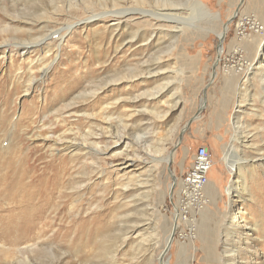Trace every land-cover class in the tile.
I'll return each instance as SVG.
<instances>
[{"label":"rangeland","instance_id":"rangeland-1","mask_svg":"<svg viewBox=\"0 0 264 264\" xmlns=\"http://www.w3.org/2000/svg\"><path fill=\"white\" fill-rule=\"evenodd\" d=\"M175 1L183 22L127 12L115 30L113 0H0V264H160L201 146L208 201L169 264H264V34L234 40L241 12L264 26V0L144 6ZM241 59L263 63L234 77Z\"/></svg>","mask_w":264,"mask_h":264},{"label":"bare ground","instance_id":"bare-ground-1","mask_svg":"<svg viewBox=\"0 0 264 264\" xmlns=\"http://www.w3.org/2000/svg\"><path fill=\"white\" fill-rule=\"evenodd\" d=\"M114 1V6H115V4H116V2H117V0H113ZM176 2V1H175ZM113 3V2H112ZM166 3V2H165ZM194 4L197 6V8L199 7V8H202V6H201V4L200 3H198L196 0H194ZM145 5V0H140L139 1V4H137V5H135V6H131V7H129V6H121V7H118V6H115V9H105L104 11H102V13H101V15H104V16H102V18H104V19H108L109 17H111V15L109 14L110 12H112V13H115V20H116V22H117V24L116 25H114L113 26V28L116 30V29H118L119 27H121V25L123 24L122 23V20H123V17L125 16V13H127V12H129L131 15L129 16V17H131V18H139V17H143V16H145L146 14H150V15H154L156 18H163V19H167V20H176V21H182L183 22V20H185L186 18L185 17H182L180 14H177V12H176V9H177V6L179 5V3L177 4V2L176 3H174V2H172V3H170V2H168V3H166V4H159L156 8H147V7H145L144 6ZM195 9V8H194ZM195 12V11H194ZM240 13V12H239ZM135 14H137V15H135ZM238 13L237 12H235V14L233 15V17L235 16L236 17V15H237ZM241 15H240V18H239V21L237 22V25H236V36L234 37V40H237V41H239V42H242L243 40H248L249 41V39H248V36L250 35V36H252V33H255L256 35L258 34V35H260V36H262V34H264V26H260V23L258 22V21H256V20H254L252 17L251 18H249V17H247V18H245V17H243V14H242V12L240 13ZM195 18H197L195 15H193ZM191 18V17H190ZM237 18V17H236ZM255 18V17H254ZM150 19V18H149ZM148 19V20H149ZM190 21H192V18H191V20ZM189 21V22H190ZM230 22H231V18L228 20V22H226L225 24H224V26H223V28H222V30L221 31H219L218 33H217V35H218V39H219V50H218V53H219V57L220 56H223V53L225 52V45H224V43H225V37L227 36V34H228V30H229V28H230ZM184 24V23H183ZM177 26V25H176ZM181 28V27H180ZM248 29H250V30H252V33H250V34H248L246 31H248ZM113 30V29H112ZM115 33V32H114ZM232 48H234V55H235V57H236V55H238V58H240V56L242 57V55L244 54L243 53V49L242 48H239L238 46H233ZM257 56V55H256ZM258 57V56H257ZM237 59V58H236ZM159 61V60H158ZM238 61H240V65H236V67H235V70H233V72H234V77L236 76V77H238V76H240V73H243L244 74V76H248L249 74V72H251L252 70H253V66L256 64V63H258L257 64V66H255V67H258V66H260V65H262V63H263V60L261 61V60H259V59H257V62H253V63H247V65H245V63H242L241 61H242V59L241 60H238ZM158 63V62H157ZM154 69V68H153ZM146 70H148V71H151V68H146ZM165 86H168V85H163V86H161L160 87V84H157L156 86H154V87H152L151 89H149V90H146L145 91V95H147L148 97H157L158 95H159V92H160V90L161 89H163ZM201 106L203 107L204 106V103L202 102V104H201ZM102 109H106V107L104 106H102ZM237 127L240 129L241 128V126H234V128L235 129H237ZM184 130V129H183ZM244 134V133H243ZM60 137V136H59ZM46 138V137H45ZM60 139H62V138H60ZM241 140H243L242 142H244L245 143V141H244V139H246V136H243L242 138H240ZM86 141V140H85ZM124 139L122 138V137H120L119 139H117V141L115 142V144L113 145V148H116V147H118V146H120V145H122L123 143H124ZM92 144H95L96 146H98V143L97 142H91ZM178 143L179 142H177V144H176V146L178 145ZM86 144V143H85ZM85 144H81V145H78L77 144V147H81L82 149L81 150H83L84 149V145ZM84 146V147H83ZM112 148V149H113ZM105 149H109V147H107V148H104V149H102V148H100V150H105ZM160 152V151H159ZM85 155H87L88 154V152L86 151L85 153H84ZM119 154H125V158L123 159V162L121 163L122 164V168H125V167H127V168H129L130 166H134L135 165V163H136V159H137V157L138 156H130L129 155V153H127V152H120ZM173 157H174V150H171V152H169V156H168V158L166 159L167 160V163H170V162H172V160H173ZM24 158V157H23ZM27 158V157H26ZM29 158V157H28ZM166 158V157H165ZM164 158V159H165ZM195 158V157H194ZM161 159H163V158H161ZM26 160V159H25ZM28 160V159H27ZM27 163V162H26ZM30 165V164H29ZM192 166H193V162H192ZM15 167V166H14ZM25 167V166H24ZM23 167V168H24ZM31 167V166H30ZM235 166L233 165V163H230L229 164V169H230V171H233V168H234ZM14 169V168H13ZM211 169H212V167H211ZM210 169V170H211ZM209 170V171H210ZM12 171V170H11ZM170 171H171V175H174L173 174V172H172V170L170 169ZM13 172V171H12ZM9 173V172H8ZM25 173V172H24ZM14 175V174H13ZM16 175V174H15ZM7 177V176H6ZM10 177V176H9ZM129 179H128V182H131V180L133 181L134 179H136L135 177H128ZM20 179V178H19ZM184 179V178H183ZM183 179H182V182L180 183V190H179V193H178V198H179V201H178V203H177V206H179L180 208H178L177 210H176V213H175V215H180V218L178 219V221H177V226L178 227H176V230H172V232H171V235L169 236V241H168V243H167V246H166V249L164 250V252L163 253H161V255H160V264H169V260H168V251H169V247H170V244H171V242L174 240V232H175V234H176V236H177V233H178V239H181V240H185V239H194V237H196V235H192L189 231H188V229H191L193 232H196V228H195V218H196V216H195V213L196 212H198V211H200L205 205H206V202H207V200L205 201V203L203 204V205H201V207H194L193 205L195 204V203H188V202H184L183 201V199H182V196H181V188H182V186H183ZM16 180V179H15ZM19 181V180H18ZM13 182H14V180H13ZM23 182V181H22ZM207 182H208V178H207ZM207 182H206V184H207ZM18 183V182H17ZM19 184V183H18ZM22 184V183H21ZM26 184H28V183H26ZM206 184L204 185V187L202 188L203 189V193L205 194V186H206ZM17 185V184H16ZM33 185H35V184H33ZM126 186H128V185H126ZM37 187V186H36ZM20 188H22V187H20ZM26 188V187H25ZM26 190V189H25ZM31 190V189H30ZM29 190V191H30ZM24 191V190H23ZM36 191V190H35ZM35 192H33V194H34ZM37 193V192H36ZM27 195V194H26ZM37 195V194H36ZM205 196V195H204ZM31 198V197H30ZM34 198V197H33ZM32 199V198H31ZM30 199V200H31ZM38 199V198H37ZM46 199V198H45ZM205 199H206V196H205ZM43 200V199H42ZM32 201V200H31ZM30 201V202H31ZM35 203V202H34ZM186 204V209H190L189 210V212L190 213H188V215H187V218L185 219V220H183V213L186 211V209H183L182 208V205L183 204ZM37 204V203H36ZM41 204H42V202H41ZM200 204V203H199ZM21 208V207H20ZM35 208V207H34ZM21 210V209H20ZM29 210V209H28ZM34 212V211H33ZM32 212V213H33ZM22 215V214H21ZM31 215V214H30ZM173 215H174V213H173ZM20 217V216H19ZM18 217V218H19ZM29 217V216H28ZM27 217V218H28ZM31 218V217H30ZM34 218H35V216H34ZM172 218V220H173V216L171 217ZM238 218V217H237ZM26 219V218H25ZM28 221V220H27ZM183 223H185V224H183ZM236 223V222H235ZM235 223H234V225H235ZM24 224V223H23ZM34 224V223H33ZM33 224L31 223V221H29V222H27V224L25 225L27 228H31L32 226H33ZM181 224H183V225H181ZM184 225H186V227L184 226ZM233 225V226H234ZM17 226V225H16ZM182 226H184V227H182ZM25 227V228H26ZM20 228V227H19ZM178 230H179V232H178ZM181 235V236H180ZM38 244V243H37ZM36 245V244H35ZM31 248H33V246H31ZM167 254V255H166Z\"/></svg>","mask_w":264,"mask_h":264},{"label":"built area","instance_id":"built-area-1","mask_svg":"<svg viewBox=\"0 0 264 264\" xmlns=\"http://www.w3.org/2000/svg\"><path fill=\"white\" fill-rule=\"evenodd\" d=\"M213 166V160L210 153L205 146H201L197 149L195 158L193 160V166H191L184 174L183 186L181 188V196L186 203H195L194 207H201L208 199H205L203 193V187L207 182L209 176V170ZM182 205L183 209H186V204ZM200 203V204H199ZM190 209H186L183 213V220L187 218ZM191 229H188L190 231ZM181 236V235H180Z\"/></svg>","mask_w":264,"mask_h":264},{"label":"crops","instance_id":"crops-1","mask_svg":"<svg viewBox=\"0 0 264 264\" xmlns=\"http://www.w3.org/2000/svg\"><path fill=\"white\" fill-rule=\"evenodd\" d=\"M185 246H187V245H181V248H182V247H185ZM186 249H187V248H186ZM182 251H183L182 249H179V257H180L181 259H183V258H182L183 256L180 255ZM176 258H177V256H176ZM184 258H185V257H184Z\"/></svg>","mask_w":264,"mask_h":264},{"label":"water","instance_id":"water-1","mask_svg":"<svg viewBox=\"0 0 264 264\" xmlns=\"http://www.w3.org/2000/svg\"><path fill=\"white\" fill-rule=\"evenodd\" d=\"M192 121V119L191 120H189V122L188 123H190Z\"/></svg>","mask_w":264,"mask_h":264}]
</instances>
